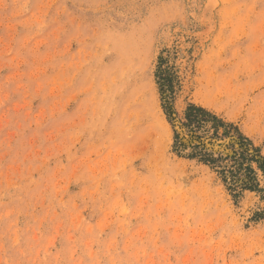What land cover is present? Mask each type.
<instances>
[{
	"label": "rangeland",
	"instance_id": "obj_1",
	"mask_svg": "<svg viewBox=\"0 0 264 264\" xmlns=\"http://www.w3.org/2000/svg\"><path fill=\"white\" fill-rule=\"evenodd\" d=\"M190 103L264 156V0H0V264H264V192L176 150Z\"/></svg>",
	"mask_w": 264,
	"mask_h": 264
},
{
	"label": "trees",
	"instance_id": "obj_2",
	"mask_svg": "<svg viewBox=\"0 0 264 264\" xmlns=\"http://www.w3.org/2000/svg\"><path fill=\"white\" fill-rule=\"evenodd\" d=\"M170 70L167 59L161 55L156 77L167 113V92L171 96L174 93ZM173 126L176 150L216 168L230 190L235 191L241 187L264 192V188H259L258 173L253 167V163H256L264 173V156L237 125L202 105L190 103L177 123L173 122ZM216 143L227 151L215 152L212 146Z\"/></svg>",
	"mask_w": 264,
	"mask_h": 264
},
{
	"label": "bare ground",
	"instance_id": "obj_3",
	"mask_svg": "<svg viewBox=\"0 0 264 264\" xmlns=\"http://www.w3.org/2000/svg\"><path fill=\"white\" fill-rule=\"evenodd\" d=\"M208 80H209V79H208ZM203 95H206V96H207V94H206V93H205V94H203ZM203 95H202V96H203ZM206 98H208V97H206ZM209 101H210V100H209ZM203 104H204V103H203ZM215 104H216V103H215ZM211 105H212V104H211ZM215 108H217V107H215ZM217 110H218V109H217ZM247 130H248V129H247Z\"/></svg>",
	"mask_w": 264,
	"mask_h": 264
}]
</instances>
